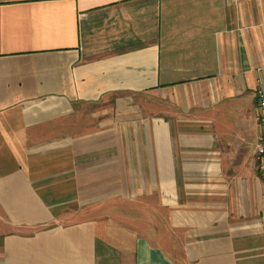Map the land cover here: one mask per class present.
Instances as JSON below:
<instances>
[{"label":"crops","instance_id":"0c3cea01","mask_svg":"<svg viewBox=\"0 0 264 264\" xmlns=\"http://www.w3.org/2000/svg\"><path fill=\"white\" fill-rule=\"evenodd\" d=\"M264 0H0V264H264Z\"/></svg>","mask_w":264,"mask_h":264},{"label":"built area","instance_id":"2783aa9c","mask_svg":"<svg viewBox=\"0 0 264 264\" xmlns=\"http://www.w3.org/2000/svg\"><path fill=\"white\" fill-rule=\"evenodd\" d=\"M257 105L260 110L259 124H260V138L256 145V153L260 159L264 160V88L260 87L257 90Z\"/></svg>","mask_w":264,"mask_h":264}]
</instances>
